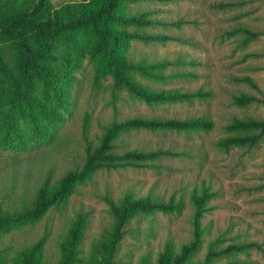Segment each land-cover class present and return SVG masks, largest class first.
Returning <instances> with one entry per match:
<instances>
[{"label": "rangeland", "instance_id": "rangeland-1", "mask_svg": "<svg viewBox=\"0 0 264 264\" xmlns=\"http://www.w3.org/2000/svg\"><path fill=\"white\" fill-rule=\"evenodd\" d=\"M59 8L89 0H50ZM232 3L219 9L215 3ZM151 10L154 17L184 22L180 28L157 27L149 32L177 36L187 42L165 44L133 42L129 54L135 61L152 58L176 60L193 58L201 65L190 70L195 79H174L156 83L139 76L143 84L163 88H185L211 92L205 100L181 105L148 106L126 89L118 88L111 77L95 83L93 66L85 60L75 71L72 95L64 110L65 119L51 138L27 137L21 143L7 141L0 129V208L6 213L31 208L47 174L57 184L69 171L83 167L86 159L83 141L85 122L94 135L104 127L134 116L164 117L206 116L213 120L210 132L170 133L133 131L124 134L116 152L127 149L158 147L186 151L189 156L156 161L149 168L102 170L87 183L79 185L65 203L53 207L41 220L2 234L1 264H17L24 252L43 242L42 264H59L62 245L68 237L76 213H90V221L79 247L77 264H87L106 233L113 217L103 196L120 199L130 187L136 196L152 193L154 197L182 203L171 214L157 212L139 215L126 228L115 264H156L159 255L170 245L176 250L193 236V190L209 187L218 195L210 202L213 209L205 215V241L196 260H202L212 243L225 247L231 243L258 241L264 246V140L255 148H237L225 152L218 142L230 135L227 126L236 118L264 120V36L243 46L241 34L227 31L247 27L264 32V0H176L141 2L131 6L132 13ZM180 69L173 66L170 71ZM250 77L254 88L237 82ZM256 96L261 101L247 107L234 104L240 94ZM240 264H264V251L237 256ZM228 259L214 264H226Z\"/></svg>", "mask_w": 264, "mask_h": 264}, {"label": "trees", "instance_id": "trees-1", "mask_svg": "<svg viewBox=\"0 0 264 264\" xmlns=\"http://www.w3.org/2000/svg\"><path fill=\"white\" fill-rule=\"evenodd\" d=\"M176 0H89L55 7L50 0H0V129L7 141L22 142L27 137L51 138L63 123L64 110L69 104L75 71L85 60L93 66L96 84L111 77L118 88L126 89L138 101L148 106L181 105L205 100L211 92L185 88H153L139 81V76L156 83L174 79L199 77L189 68L202 64L193 58L179 57L172 61L152 58L135 61L129 54L133 42L151 45L171 41L187 42L180 37L148 29L157 27L180 28L182 21H166L154 17V11L131 12V6L141 2H172ZM214 8L225 9L232 3H215ZM233 36L241 34L242 45L264 36L262 31L237 27L227 31ZM180 69L170 71L171 67ZM254 88L250 77L234 79ZM234 104L247 107L260 103L249 94L233 97ZM215 129L213 120L206 116L164 117L160 115L134 116L104 127L101 136L94 135L85 122L83 129L86 159L83 167L69 171L55 184L47 174L39 187L31 208L6 213L0 208V237L12 229L41 220L53 207L67 202L79 185L87 183L102 170L149 168L166 158L189 156L186 151L165 148H133L116 152L120 138L133 131L196 133ZM230 135L218 142V147L230 152L237 148H255L264 140V120L236 118L227 126ZM209 187L193 190V236L177 250L170 245L159 255L156 264H214L228 259L226 264H240L239 255L251 251L263 252L258 241L236 242L225 247L212 243L205 257L196 260L201 251L206 228L203 220L217 197ZM113 217L112 228L106 233L87 264H115L127 226L139 215L157 212L171 214L182 208V203L165 201L152 193L136 196L130 187L120 199L103 196ZM90 221V213H76L67 239L62 245L59 264H77L79 247ZM0 252V264L3 259ZM43 242L24 252L17 264H42ZM140 264H149L144 261Z\"/></svg>", "mask_w": 264, "mask_h": 264}]
</instances>
